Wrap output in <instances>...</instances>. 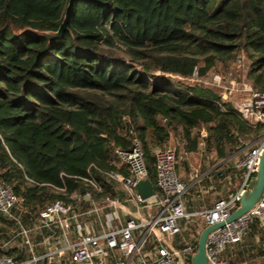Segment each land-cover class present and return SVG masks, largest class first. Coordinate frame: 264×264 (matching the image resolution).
<instances>
[{
    "label": "trees",
    "instance_id": "obj_1",
    "mask_svg": "<svg viewBox=\"0 0 264 264\" xmlns=\"http://www.w3.org/2000/svg\"><path fill=\"white\" fill-rule=\"evenodd\" d=\"M70 1L0 0V183L23 198L24 222L56 200L77 207L85 178L129 176L114 151L135 139L157 192L155 149L173 134L204 157L255 139L231 102L191 80L230 74L243 52L264 92V0H72L61 38L37 34L57 32ZM91 194L117 197L107 184ZM234 245L228 264L242 256Z\"/></svg>",
    "mask_w": 264,
    "mask_h": 264
},
{
    "label": "built area",
    "instance_id": "obj_2",
    "mask_svg": "<svg viewBox=\"0 0 264 264\" xmlns=\"http://www.w3.org/2000/svg\"><path fill=\"white\" fill-rule=\"evenodd\" d=\"M246 55L240 52L234 67L241 78L232 72L224 79L217 74L213 82L198 77L197 71L191 80L192 84L217 92L234 106L238 114L253 128L261 129L256 135L264 132V92L258 91L248 80L246 72ZM165 121V119H164ZM133 131H131V134ZM264 150V136L253 142L246 155L237 162L236 167L246 170L244 183L237 193L216 200L212 207L201 211H190L184 196L190 188L189 183L181 180L178 171V149L176 143L169 142L165 147L155 149L157 187L155 194L143 200L136 190L139 181L149 179L148 169L139 140L135 139L129 151L116 149L114 155L119 165L127 168L129 176L121 173H107L104 183L95 177H88L84 182L88 186L86 194L75 193L73 199L83 197L92 199L91 191L103 192V185H122L129 195L134 208L128 219L123 221L119 214L101 224L97 234L90 227L80 223L77 227V240H70L65 229L67 213L73 207H65L60 200L49 203L41 212V227L60 229L61 238L67 242L63 248L54 250L45 256L36 254L34 245L29 241L28 232L21 228L22 220L18 214L23 210V198L16 195L13 187L5 182L0 183V216L13 221L20 227V234L25 237V246L29 254L24 260L4 255L0 264H41L45 260L54 261L70 251L68 264H98L107 253L102 245L117 251L122 259L120 264H191L197 251L200 229L196 223L201 221L205 227L217 223H226L239 206V199L247 188L252 177L256 175L259 158ZM91 189V190H90ZM66 192V188L62 189ZM105 204L116 206V200L106 199ZM98 207H96V211ZM256 218H264V194L260 201L246 215L234 222L210 233L207 242V256L210 264H228L223 254L230 245L240 243ZM117 223V225H116ZM187 223L189 227H186ZM193 223L195 225H193ZM191 227V228H190ZM26 248L23 252L26 253ZM1 249V247H0Z\"/></svg>",
    "mask_w": 264,
    "mask_h": 264
},
{
    "label": "crops",
    "instance_id": "obj_3",
    "mask_svg": "<svg viewBox=\"0 0 264 264\" xmlns=\"http://www.w3.org/2000/svg\"><path fill=\"white\" fill-rule=\"evenodd\" d=\"M261 129L256 130L260 131ZM263 136L264 132L260 133V135H256V137L254 136L255 139L253 140L248 137L242 140V144L236 147V150L228 148L222 151H215L209 157H204L202 153H197L200 154L202 158L201 170L204 169V173L200 178L194 174L193 167L187 161L188 155H191L194 152L188 153L182 148L183 151H180L182 154L181 156L179 154L178 157L177 171L179 169L178 172L183 181L190 185L189 190L184 196V201L188 210L194 212L208 209L212 207L216 200L220 198H228L237 193L244 183L246 170L237 168L236 164L246 155L251 144ZM172 139L173 138H170L169 142L176 143L177 149L181 150L179 147H182L183 145L179 144L178 141L173 142ZM182 161H185L186 165H183ZM222 174H224V176L221 179H218L217 177ZM112 187L117 193L115 200L118 204L116 206L107 205L105 204V201L97 203L94 202L93 198L89 199L83 197L81 200H78V206L73 207L72 210L65 215V229L69 233L68 237L70 240H73L74 242L77 240L76 229L80 223L89 226L90 230H93L98 234L101 224L105 225L109 217L119 214L123 221L130 218L128 215L134 211V208L130 201V195L127 189L124 186L117 184ZM210 195L215 196L213 197L212 202L210 203L209 201V203L206 204L207 206L198 208L197 204L199 205L200 200H204L205 202L206 198L208 201V196ZM96 207H98L97 211ZM24 212L23 208V210L18 213L22 220L21 228L28 232L29 241L34 245L37 255L45 256L48 253L67 245V242L61 238V234L65 229L62 231L58 228H43L41 227L40 218L36 220L29 219L24 222L22 219ZM5 219L8 220L7 218ZM6 220L3 223L0 222V225L7 229L0 232L1 249L6 251L10 249L23 251V249L26 248L25 237L20 234V227L8 220L11 222L9 225L6 223ZM201 223V221L196 223V227L198 226L200 233L205 228V225ZM185 224L186 227H189L187 223ZM253 224H255V228H250L243 240L234 245L242 252L241 259H239L236 264H264V218H257ZM193 225L195 224L193 223ZM102 245L105 248L107 255L104 260H99L97 262L98 264H120L122 262L121 256L117 251L109 249L105 241L102 242ZM28 256L29 254L26 248L25 258ZM70 258V251H66L63 257L57 258L54 261L45 260L41 264H68Z\"/></svg>",
    "mask_w": 264,
    "mask_h": 264
},
{
    "label": "water",
    "instance_id": "obj_4",
    "mask_svg": "<svg viewBox=\"0 0 264 264\" xmlns=\"http://www.w3.org/2000/svg\"><path fill=\"white\" fill-rule=\"evenodd\" d=\"M71 5H72V0L70 1L68 10L65 15V19L57 32H42V33L37 32V34L46 37L50 41L61 38L65 30L67 29L66 22L69 15L68 11ZM136 190L143 200H146L155 194V188L149 179L139 181L136 185ZM86 192L87 191L85 188H82L80 190L81 194H86ZM263 194H264V150L262 151L259 158V165L256 175L250 179L246 190L239 199L238 208L232 213L231 217L227 220L226 223L222 222L214 225H209L203 229V231L199 235L197 251L192 257L191 264H210L209 258L207 256V242L210 233H212L214 230L218 228L225 226V224H229L231 222L236 221L240 217L249 213L252 209H254L256 204L260 201ZM15 259H19V258L17 257Z\"/></svg>",
    "mask_w": 264,
    "mask_h": 264
},
{
    "label": "rangeland",
    "instance_id": "obj_5",
    "mask_svg": "<svg viewBox=\"0 0 264 264\" xmlns=\"http://www.w3.org/2000/svg\"><path fill=\"white\" fill-rule=\"evenodd\" d=\"M246 54V53H245ZM245 63H246V72H247V69L249 68V66H250V62H249V58H247V54H246V60H245ZM232 72H234V73H236L237 72V70H235V67H233V69H232V71H231V73ZM217 74H219V75H221L224 79H227L228 78V75H224V74H222V73H218V71H216V70H212L211 72H209L205 77H203V79L204 80H207V81H210L211 83L213 82V80H214V77L217 75ZM237 74V73H236ZM241 78V75H240V73H238L237 74V79H240ZM171 138H173L172 139V141L173 142H175V141H178V143L179 144H181L182 145V143L180 142V138H178L176 135H172L171 136ZM171 142V141H170ZM181 150H179V154H180V156H181V152L180 151H183V146L182 147H179ZM181 161V160H180ZM187 161L189 162V164L193 167V172H194V174H196L197 175V177L198 178H200L201 177V175L204 173V169L203 170H201L202 169V158H201V155L200 154H197V153H193V154H191V155H188V159H187ZM195 169V170H194ZM178 171H179V169H178ZM178 174H179V172H178ZM180 176V175H179ZM183 177V176H182ZM196 177V178H197ZM180 178H181V176H180ZM182 179V178H181ZM182 181H183V179H182ZM209 197V200L207 201V199L205 198V202H204V200H200V203H199V205L197 204V206H198V208H202V207H205V206H207L206 204H208L209 203V201H210V203L212 202V200H213V197H215V196H213V195H210V196H208ZM218 197V196H217ZM1 234V233H0ZM1 236V235H0ZM3 236V235H2ZM0 243H1V238H0Z\"/></svg>",
    "mask_w": 264,
    "mask_h": 264
}]
</instances>
